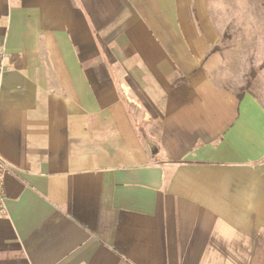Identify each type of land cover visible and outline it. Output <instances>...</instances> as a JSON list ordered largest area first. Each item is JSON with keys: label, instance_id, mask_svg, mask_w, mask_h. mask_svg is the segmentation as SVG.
<instances>
[{"label": "crops", "instance_id": "1", "mask_svg": "<svg viewBox=\"0 0 264 264\" xmlns=\"http://www.w3.org/2000/svg\"><path fill=\"white\" fill-rule=\"evenodd\" d=\"M214 0H0V264H264V107Z\"/></svg>", "mask_w": 264, "mask_h": 264}, {"label": "rangeland", "instance_id": "2", "mask_svg": "<svg viewBox=\"0 0 264 264\" xmlns=\"http://www.w3.org/2000/svg\"><path fill=\"white\" fill-rule=\"evenodd\" d=\"M213 16L224 23L225 71L216 82L251 92L264 107V0H214Z\"/></svg>", "mask_w": 264, "mask_h": 264}, {"label": "built area", "instance_id": "3", "mask_svg": "<svg viewBox=\"0 0 264 264\" xmlns=\"http://www.w3.org/2000/svg\"><path fill=\"white\" fill-rule=\"evenodd\" d=\"M8 54L3 47H0V75L8 69ZM6 169V166L0 161V210L4 209V184L1 179V173Z\"/></svg>", "mask_w": 264, "mask_h": 264}, {"label": "trees", "instance_id": "4", "mask_svg": "<svg viewBox=\"0 0 264 264\" xmlns=\"http://www.w3.org/2000/svg\"><path fill=\"white\" fill-rule=\"evenodd\" d=\"M250 82L245 86V89L239 93V96L242 95L243 92L247 91L250 88Z\"/></svg>", "mask_w": 264, "mask_h": 264}]
</instances>
